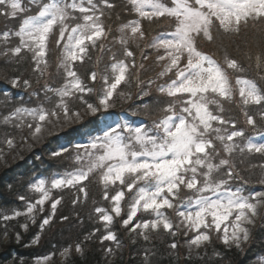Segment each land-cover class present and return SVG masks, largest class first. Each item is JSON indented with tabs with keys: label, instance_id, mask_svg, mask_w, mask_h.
I'll return each instance as SVG.
<instances>
[{
	"label": "snow or ice",
	"instance_id": "snow-or-ice-1",
	"mask_svg": "<svg viewBox=\"0 0 264 264\" xmlns=\"http://www.w3.org/2000/svg\"><path fill=\"white\" fill-rule=\"evenodd\" d=\"M116 8V0H0V18L6 24L19 21L15 28L0 30V57L16 65L27 59L35 83L44 81L34 89L32 78L4 77L11 88L31 90L39 101L0 117L20 133L21 144L32 147L58 137L86 117L128 101H141L132 114L143 113L149 121H119L86 143L52 150V158L67 157L71 167L32 182L35 198L20 196L23 210L0 219L23 216L25 231L29 222L38 224L40 232L31 241L38 244L65 194H72L74 208L82 206L94 185L105 202L93 201L99 226L59 251L65 264L74 253L83 256L84 243L101 229L100 243L115 244L105 254L114 255L121 247L116 223L134 237L133 243L160 234L182 237L188 259L214 238L229 250H241L257 218L264 217V142L250 134L264 136V0H125L127 19L117 14L113 28L109 22ZM161 21H167L165 30H146V24ZM249 29L259 36V51L245 52L249 63H244L229 47L236 52L247 47ZM202 43L215 50L206 51ZM53 52L62 79L58 87L48 82ZM93 53L98 55L89 68ZM3 142L16 147L14 135L6 133ZM256 157L258 162H252ZM0 236L9 239L7 227ZM21 239L16 232V242ZM180 246L173 239L169 249ZM55 255L34 257V264H52ZM150 255L146 249L145 264Z\"/></svg>",
	"mask_w": 264,
	"mask_h": 264
},
{
	"label": "trees",
	"instance_id": "trees-1",
	"mask_svg": "<svg viewBox=\"0 0 264 264\" xmlns=\"http://www.w3.org/2000/svg\"><path fill=\"white\" fill-rule=\"evenodd\" d=\"M117 8L112 14V20L109 22L113 28L119 23L116 20L117 14L121 19H127L124 11L125 0H116ZM33 8V12H35ZM19 21L7 23L0 18V30L5 27L15 28ZM167 21L154 23L151 26V32L165 30ZM247 40V47L241 45V51L232 52L238 59L244 63H249L244 58L245 52H257V43L259 40L258 34L255 30L249 29L245 36ZM225 44L229 43V39L225 38ZM206 51L215 50L214 45L201 44ZM98 53H93V62L88 64L89 68L94 67L95 57ZM107 62V57L104 58ZM253 63V61H252ZM50 64L52 68V77L48 81L53 87H58L62 83V79L56 75V53L53 52L50 57ZM104 64L101 63L100 69L102 70ZM154 73L149 72L148 75ZM251 76H255V70L250 69ZM22 75L26 78L33 79V88L39 89L44 83L42 80L40 85L35 83V77L31 72L30 62L25 59L19 65L15 63H5V59L0 57V117L12 111L15 107L26 106L34 107L39 101L33 95L31 90L25 91L22 88H11L4 77ZM99 87V84L96 85ZM136 90L133 89V92ZM7 93V97L2 95ZM155 95V94H153ZM141 101L134 100L125 103H118L114 109L106 113H99L96 116H88L84 121L78 124L69 126L58 137H50L39 143L29 147L27 144H21L20 133L11 127V125H3L0 121V215H10L13 210H23L25 204L19 199L20 196H25L27 199L35 198V193L30 190V184L39 178H50L58 173H63L69 169L73 161L69 158H52L50 153L54 149L61 146H70L75 143V140L88 141L90 136L100 135L104 129L105 124L110 122L127 121L129 123L141 124L149 122L143 113L133 115V109ZM131 105V106H130ZM232 113L238 119L239 112L236 108H232ZM241 126H243L241 124ZM11 134L16 137V147L9 149L4 147L5 134ZM257 139L260 135L250 133ZM259 158L256 157L252 162H258ZM246 174V173H245ZM258 176L259 173L257 172ZM259 190V186H256ZM72 194L66 193L65 199L61 206H58L57 217L53 224L46 228L40 234L38 244H32L31 241L35 234L40 232L38 224H31L25 231L20 227L25 223V217L21 216L11 221H3L0 219V233H3L7 227L9 239L2 241L0 236V264H5V261L22 259L25 264H34V257L45 256L55 252L56 255L52 264H65L64 258L59 255V251L67 246L69 243L84 240V237L92 232L99 225L96 223L93 214V201L103 205L100 190L94 186H89V200L88 203L82 206L73 207ZM61 216H68L69 220L63 221ZM98 232L96 237L84 243V255L73 254L70 258V264H145L144 252L147 249L154 255L149 256L150 264H264V217H258L256 224L251 227V238L242 246L241 250L235 248L229 250L222 245L215 238L207 249L200 250L199 255L196 252L191 253V259H188V250L183 245V238H173L167 234H160L153 236L150 241L145 242L141 238L131 236L126 230L120 227L119 223L113 226V231L116 232L121 247L115 251L114 255H106L104 249L106 247L115 248L113 242L105 241L100 243L99 237L102 234ZM20 232L22 239L20 243L15 240V233ZM175 239L181 246L176 251L169 249L170 243ZM219 252L220 257L215 253ZM60 258V259H59Z\"/></svg>",
	"mask_w": 264,
	"mask_h": 264
},
{
	"label": "rangeland",
	"instance_id": "rangeland-1",
	"mask_svg": "<svg viewBox=\"0 0 264 264\" xmlns=\"http://www.w3.org/2000/svg\"><path fill=\"white\" fill-rule=\"evenodd\" d=\"M152 25H153V24H152ZM152 25H147V24H146V25H145L146 30H147V31H151V30H152V29H151V26H152ZM255 53H256V52H253L252 54H255ZM253 63H254V61H253ZM112 124H114V123H112ZM107 126H108V125H107ZM107 126H105L104 129H105ZM104 129H103V130H104ZM102 132H103V131H102ZM102 132H101V134H102ZM255 140H256L257 142H264V136H261V135H260V136H259L257 139H255ZM76 142L86 143L85 141H81V140H76L75 143H76ZM4 147H7V145L4 144ZM0 151H1V149H0ZM2 241H3V238H2ZM60 258H61V256H60ZM60 258H59V259H60Z\"/></svg>",
	"mask_w": 264,
	"mask_h": 264
}]
</instances>
